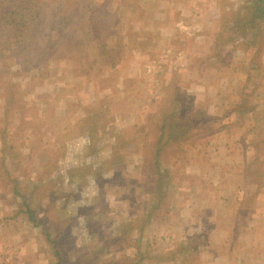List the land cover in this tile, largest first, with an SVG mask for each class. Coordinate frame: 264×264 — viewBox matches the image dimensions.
I'll use <instances>...</instances> for the list:
<instances>
[{"label":"rangeland","instance_id":"1","mask_svg":"<svg viewBox=\"0 0 264 264\" xmlns=\"http://www.w3.org/2000/svg\"><path fill=\"white\" fill-rule=\"evenodd\" d=\"M30 1L20 11L21 0H0V12L17 16L12 29L0 26V264H113L117 254L130 264L138 252L130 221L143 225L139 243L153 257L176 254L162 252L160 227L179 217L167 212L178 181L190 183L192 164L207 169L218 140L238 144L249 122L259 145L250 173L264 177V22L245 37L237 20L222 18L241 17L249 0ZM250 61L259 68L247 85L226 84L232 67ZM162 113L172 123L196 113L198 124L155 161ZM166 167L165 192L157 172Z\"/></svg>","mask_w":264,"mask_h":264},{"label":"crops","instance_id":"2","mask_svg":"<svg viewBox=\"0 0 264 264\" xmlns=\"http://www.w3.org/2000/svg\"><path fill=\"white\" fill-rule=\"evenodd\" d=\"M231 2L235 4L233 0ZM191 3L194 6H216L215 2L209 0H193ZM186 25L194 32L195 29H191L193 22ZM246 52L247 50L238 52L241 54L238 56L239 60L243 59ZM240 65L239 69L233 64L237 68L232 67L230 77L225 79L231 88L237 83L247 85L250 73L259 68V64L251 61ZM262 68L264 69V60ZM251 113L248 112L249 120L252 119L249 115ZM246 114L239 112V117ZM255 130L256 125H250L249 122L243 127L238 144L231 139L225 143L218 140L207 154L208 158H205L207 169L201 171L202 165L192 164L186 169V173L190 174V183L181 184L178 181L179 185L175 187L177 193L167 212L177 213L179 217L160 227L165 230L162 234L168 241L162 252H177L176 254L164 256L161 253L153 257L150 243L140 244L143 225H133L131 221L127 223L132 232H138L131 240L139 253L136 250V257L130 264H147V259H155L148 264H166L164 260L190 264L194 258L189 255L192 253L197 254L196 264H264V177L259 173H250L259 148L253 139ZM196 145L201 146L198 143ZM192 178H198L199 183H194ZM163 190L166 192L165 186ZM119 239L120 235L113 236L112 246H117ZM117 256L118 254L112 257L113 264H120L121 259Z\"/></svg>","mask_w":264,"mask_h":264},{"label":"trees","instance_id":"3","mask_svg":"<svg viewBox=\"0 0 264 264\" xmlns=\"http://www.w3.org/2000/svg\"><path fill=\"white\" fill-rule=\"evenodd\" d=\"M22 3L18 5V9L20 11L25 10V6L29 5H34L30 0H21ZM246 6V13H244L241 17H239V11L232 10V14L228 13V15H224L223 21L227 25L228 22L236 21L239 25V27H245L244 29H240V31L244 34L246 37L249 33L251 28L254 29L255 32L253 33L254 36H257L261 33L262 28L261 25L264 22V0H249ZM249 12V15H248ZM5 15V17H4ZM20 15H24L23 13ZM3 17V18H2ZM17 16L11 15V12L7 9H4V11L0 12V22L2 23L0 26L1 27H8L12 29L11 25L9 24L10 19H15ZM30 19L28 20L29 23L35 22L34 16H30ZM249 18V19H248ZM3 19V20H2ZM25 19V17L23 18ZM2 20V21H1ZM220 39H223V37H220ZM255 40V39H254ZM255 42L252 41L250 44H254ZM261 48H258L256 50V54H259ZM186 110V108L183 109V111ZM251 111V110H248ZM196 113H191V114H186L184 113L181 117L180 123H172L171 119L172 116H169V113H162L161 117L163 119V122L160 123V126L155 127V132L157 133L158 131L160 134H156V137L154 139V147H155V161L160 160V154L163 153L164 149L167 148V146L170 145H176L180 147L184 142L189 141L191 133L188 131L193 130L194 127L197 126L196 120ZM188 133V134H187ZM199 131H196V133H192V135L197 136ZM174 137V138H173ZM176 139H181V141H176ZM153 144V143H152ZM118 148L120 146H113V148ZM175 147L174 149L180 150V148ZM157 158V159H156ZM153 163V162H152ZM154 165H157V163H153ZM158 166V165H157ZM171 175V171L169 169H164V171H158L157 175V182H159V185H166L169 184V182H166V178H164V175L169 179V175ZM168 186V185H167ZM27 213H29V219L34 221V226L36 227H42L46 229V223H44V220L37 219V212L35 209L31 210L28 209L26 210ZM48 239H49V234L47 233ZM112 243L110 242L108 245H111ZM95 256V255H94ZM61 264V263H57Z\"/></svg>","mask_w":264,"mask_h":264}]
</instances>
